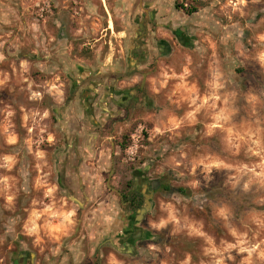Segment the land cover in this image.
Here are the masks:
<instances>
[{"label":"rangeland","instance_id":"obj_1","mask_svg":"<svg viewBox=\"0 0 264 264\" xmlns=\"http://www.w3.org/2000/svg\"><path fill=\"white\" fill-rule=\"evenodd\" d=\"M87 1L0 0V264H264V0H156L184 5L191 40L149 80L157 107L114 124L79 118L63 71H123L137 18L105 0L104 31ZM134 167L162 188L126 258L101 244Z\"/></svg>","mask_w":264,"mask_h":264},{"label":"flooded vegetation","instance_id":"obj_2","mask_svg":"<svg viewBox=\"0 0 264 264\" xmlns=\"http://www.w3.org/2000/svg\"><path fill=\"white\" fill-rule=\"evenodd\" d=\"M121 1L126 6H130L128 14L132 16V20L137 18L126 45L124 70L117 69L112 72L109 80L95 82L88 81V78L100 77L101 72L85 73L76 68L73 69L74 71L66 68L63 71L68 85L66 93L81 90L80 95L84 92L90 103V109H88L89 106L80 107L79 118L108 120L114 124L116 120L136 119L156 108L157 106L154 107L152 102L155 90L149 87V80L158 72V69L168 68L166 64L169 59L176 58V53L180 52L179 49H184L191 40L190 34H187L185 25H183L189 17L184 5L173 2L171 6L174 13L168 16L167 9L156 0ZM84 2L88 1L70 0L69 4L82 7ZM98 2L104 12V15L98 16L104 24L103 30H111L113 33V22L105 6V0H98ZM134 9L137 13L133 12ZM57 24L55 23L56 27ZM50 45L43 43L42 48L45 52ZM85 82H88L87 89L82 86ZM89 88L91 90H88ZM94 129L102 130L104 125L97 124ZM130 176L131 186L125 183V187L129 189L114 192L124 209L123 216L119 218L116 228L110 231V235L101 245H107L115 253L126 258H135L141 254L143 244L153 238L151 233L144 228L143 222L151 212L153 195L162 188V185L148 177L145 167L141 172L134 167ZM109 179L110 177L107 179L108 182ZM13 255L12 264H35L28 251L16 252ZM15 256L17 257L13 258Z\"/></svg>","mask_w":264,"mask_h":264},{"label":"crops","instance_id":"obj_3","mask_svg":"<svg viewBox=\"0 0 264 264\" xmlns=\"http://www.w3.org/2000/svg\"><path fill=\"white\" fill-rule=\"evenodd\" d=\"M59 212H60V211H59ZM56 214H57V216H59V217L62 216V215L58 214V211L56 212ZM62 224H63V222L59 223V224L57 225V227L61 228Z\"/></svg>","mask_w":264,"mask_h":264},{"label":"trees","instance_id":"obj_4","mask_svg":"<svg viewBox=\"0 0 264 264\" xmlns=\"http://www.w3.org/2000/svg\"><path fill=\"white\" fill-rule=\"evenodd\" d=\"M187 13H192L191 10L187 9ZM180 193H183L182 191L179 190Z\"/></svg>","mask_w":264,"mask_h":264},{"label":"built area","instance_id":"obj_5","mask_svg":"<svg viewBox=\"0 0 264 264\" xmlns=\"http://www.w3.org/2000/svg\"><path fill=\"white\" fill-rule=\"evenodd\" d=\"M129 153L128 154H132L133 152H132V149H129V151H128Z\"/></svg>","mask_w":264,"mask_h":264},{"label":"water","instance_id":"obj_6","mask_svg":"<svg viewBox=\"0 0 264 264\" xmlns=\"http://www.w3.org/2000/svg\"><path fill=\"white\" fill-rule=\"evenodd\" d=\"M111 174H112V171H110V173H109V177H110ZM107 183H108V181H107Z\"/></svg>","mask_w":264,"mask_h":264}]
</instances>
